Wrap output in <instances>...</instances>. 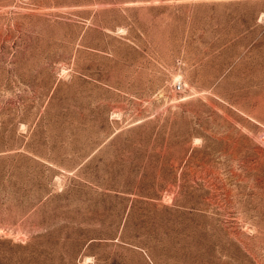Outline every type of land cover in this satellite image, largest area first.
<instances>
[{"label": "rangeland", "instance_id": "obj_1", "mask_svg": "<svg viewBox=\"0 0 264 264\" xmlns=\"http://www.w3.org/2000/svg\"><path fill=\"white\" fill-rule=\"evenodd\" d=\"M0 264H264V0H0Z\"/></svg>", "mask_w": 264, "mask_h": 264}, {"label": "built area", "instance_id": "obj_2", "mask_svg": "<svg viewBox=\"0 0 264 264\" xmlns=\"http://www.w3.org/2000/svg\"><path fill=\"white\" fill-rule=\"evenodd\" d=\"M175 87H176L177 89H179L180 85L177 84V85H175Z\"/></svg>", "mask_w": 264, "mask_h": 264}]
</instances>
